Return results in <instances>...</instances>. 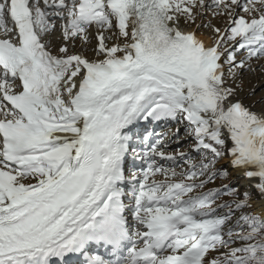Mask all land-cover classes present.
Listing matches in <instances>:
<instances>
[{"label":"snow or ice","instance_id":"1","mask_svg":"<svg viewBox=\"0 0 264 264\" xmlns=\"http://www.w3.org/2000/svg\"><path fill=\"white\" fill-rule=\"evenodd\" d=\"M209 10L222 28L196 24ZM0 37V264H264L247 193L217 215L235 190L198 191L227 157L264 195V113L228 86L264 58V0H0ZM149 118L182 125L199 163L151 134L137 152L127 130ZM130 149L147 167L126 181ZM157 159L187 167L177 180Z\"/></svg>","mask_w":264,"mask_h":264},{"label":"rangeland","instance_id":"2","mask_svg":"<svg viewBox=\"0 0 264 264\" xmlns=\"http://www.w3.org/2000/svg\"><path fill=\"white\" fill-rule=\"evenodd\" d=\"M224 19L222 18H213L212 10H209L203 20L197 19L196 24H211L216 27L224 26ZM196 25H192L190 30H195ZM95 33L92 32L89 34V39L92 40V43L83 46L86 48L84 54L88 56L90 59L94 58L92 53V48L95 45V40L93 39ZM198 36H210L211 32L209 28H201L197 31ZM2 38V37H0ZM50 41V47L53 54H56V49L61 46L63 43L61 35L59 32L52 34L48 37ZM112 41H109V45H111ZM82 48L81 42L77 41L75 46H70V51L73 53H80ZM245 52L238 53L236 56L237 62L241 60L243 56H245ZM238 75L234 81H229L228 86L236 88V96L235 99L240 100L247 108H249L252 112L260 114L264 113V58L259 60H251L248 61L243 70H237ZM227 75V73H226ZM179 129V131H177ZM129 134L132 136V146L136 148L137 152L142 150L143 148V137L151 134L152 138H163V142L166 145L164 151L167 155H171L176 157L178 153H185L188 156L192 157L196 163H199L200 156L198 153L193 151V145L191 139L186 135L185 130L182 125L178 124L175 121H151L149 118L148 121H140L136 124H133L129 129ZM157 164L160 166L170 169L175 168L177 172L176 179H179V173L181 171L186 170V165H183L182 161H179L175 164L168 161H162L157 159ZM147 164L143 159L139 156L134 155V153L129 150L127 153L124 164H123V172L125 176V180H130L133 172H139L142 168H146ZM217 170L227 169L229 175L226 178H217L213 182L208 183L204 189H200L198 191L207 192L209 190H223L229 188H235L237 190L238 196L231 197L228 200V203H232L234 200H242L244 199L245 193H247V204L248 206L242 210L243 213L249 215L260 216L256 210L257 203L261 200V195L256 191L253 186H247L244 176L242 174L234 173L230 168L228 163V158H224L217 164ZM150 179H155L157 181H164V177L161 175H157L155 177H150ZM198 182V181H197ZM125 190H130V185H124ZM196 193H193V195ZM221 194L213 204L214 208H217V215H224L228 213L230 209L223 208L220 209L217 206L221 204L227 203L225 200H221L223 197ZM127 203V200H125ZM241 211H235L232 214L231 221L229 223H234L236 219L241 215ZM129 215V220H131V215ZM92 254H100L104 255L106 258L108 257L104 248H97L96 246H92L90 249ZM75 259L69 261L61 262L58 258H53L54 264H83L84 257L79 254L71 253Z\"/></svg>","mask_w":264,"mask_h":264},{"label":"bare ground","instance_id":"3","mask_svg":"<svg viewBox=\"0 0 264 264\" xmlns=\"http://www.w3.org/2000/svg\"><path fill=\"white\" fill-rule=\"evenodd\" d=\"M205 42L207 43L208 41H207V39H205ZM132 125H130L129 127H131ZM233 172L234 173H238V174H242V173H240V172H236V171H234L233 170ZM243 175V174H242ZM244 176V175H243ZM244 179H245V182H246V184H247V186H253L255 189H256V191L261 195V193L257 190V188L255 187V185H256V183H257V181H255V180H249V179H246L245 177H244ZM256 210H257V212H258V214H260V216H264V195H261V200L257 203V205H256ZM69 256V254L67 255V256H65L64 257V260L63 261H68L66 258Z\"/></svg>","mask_w":264,"mask_h":264},{"label":"trees","instance_id":"4","mask_svg":"<svg viewBox=\"0 0 264 264\" xmlns=\"http://www.w3.org/2000/svg\"><path fill=\"white\" fill-rule=\"evenodd\" d=\"M223 190H227L229 193H231L233 190H235V195H231V194H224L223 191L221 192V194H223L220 199L221 200H225L228 203V200H230L231 197H237L238 193L237 190L235 188H229V189H223Z\"/></svg>","mask_w":264,"mask_h":264}]
</instances>
